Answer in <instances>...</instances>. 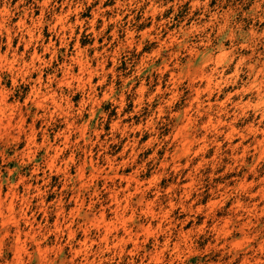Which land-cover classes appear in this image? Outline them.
Returning a JSON list of instances; mask_svg holds the SVG:
<instances>
[{
	"label": "rangeland",
	"instance_id": "rangeland-1",
	"mask_svg": "<svg viewBox=\"0 0 264 264\" xmlns=\"http://www.w3.org/2000/svg\"><path fill=\"white\" fill-rule=\"evenodd\" d=\"M0 264H264V0H0Z\"/></svg>",
	"mask_w": 264,
	"mask_h": 264
}]
</instances>
